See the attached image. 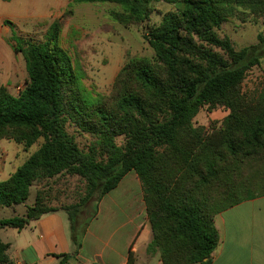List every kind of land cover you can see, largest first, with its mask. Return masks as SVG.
<instances>
[{"label": "trees", "instance_id": "obj_1", "mask_svg": "<svg viewBox=\"0 0 264 264\" xmlns=\"http://www.w3.org/2000/svg\"><path fill=\"white\" fill-rule=\"evenodd\" d=\"M69 1L113 3L122 13L111 11L110 16L125 28L143 23L153 2L176 10L142 33L153 56L122 67L112 104L82 86L59 44L60 19L49 24L43 42L21 36L6 40L21 55L26 80L16 95L0 87V140L25 152L38 146L0 181V207L23 203L34 182L77 177L84 183L83 196L60 208L77 253L99 201L134 172L151 228L149 254L157 253L161 264L207 260L218 244L215 216L264 196V90L251 101L239 89L243 72L256 60L249 48L236 51L217 34L237 9L264 16V0ZM204 105L228 111L220 126L194 127L193 118ZM68 128L91 138L87 150L80 149ZM92 199L93 212L82 220ZM60 209L46 206L37 193L23 215L0 219V228L21 230ZM8 247L0 240V264H12ZM60 258L59 264H66L68 255ZM134 262L129 253L126 264Z\"/></svg>", "mask_w": 264, "mask_h": 264}, {"label": "rangeland", "instance_id": "obj_2", "mask_svg": "<svg viewBox=\"0 0 264 264\" xmlns=\"http://www.w3.org/2000/svg\"><path fill=\"white\" fill-rule=\"evenodd\" d=\"M3 5V14L12 13L19 17L9 18L12 23H7L10 29L9 35L21 36L30 42H43L49 24L60 19L59 44L70 56L82 86L94 98L98 96L109 98L108 104L113 103L114 83L122 67L132 59L153 56L142 33L157 26L165 13L176 10L175 5L162 1L153 2L149 6L148 18L143 23L125 28L110 16L111 11L122 13L119 6L110 2L14 0L11 4ZM49 9L52 16L44 17L45 20L31 15L32 12L42 15ZM217 34L220 38H227L236 51L250 49L251 56L256 62L243 72L239 89L240 95L247 100H256L264 90V16L255 15L250 10L237 9L217 30ZM23 67L25 69L24 62ZM22 83L15 86L11 83L9 92L16 95L18 89L23 88ZM227 114L228 111L223 107L204 105L199 108L192 123L194 127L208 128L213 124L220 126ZM68 132L73 133L80 149L87 150L91 141L89 136L74 132L72 128H68ZM115 142L121 146L123 136L117 137ZM37 146H32L29 152H34ZM37 193L44 197L46 206L60 209L78 202L84 193V183L77 177L66 175L34 182L30 187L28 198L23 203L8 208L0 207V219L23 215L26 207L33 204ZM133 203L138 207V197L130 205ZM94 204L92 199L82 210L80 214L82 220L90 216ZM0 239L3 240L2 228H0ZM143 239L141 235L135 243V264H154L155 260L148 257L151 255L148 252L151 240L149 239L143 246Z\"/></svg>", "mask_w": 264, "mask_h": 264}, {"label": "crops", "instance_id": "obj_3", "mask_svg": "<svg viewBox=\"0 0 264 264\" xmlns=\"http://www.w3.org/2000/svg\"><path fill=\"white\" fill-rule=\"evenodd\" d=\"M13 1L0 0V87L8 91L11 83L15 86L23 82L24 86L26 80L21 55L15 54L6 42L11 37L9 18L19 17L3 14V4ZM31 15L44 20L52 16L51 9L42 15ZM29 151L12 141L0 140V181L6 180L28 158ZM134 197H138V207L135 203L130 205ZM214 227L218 235L215 250L207 260L192 264H264V196L220 212L214 218ZM2 229L0 240L9 246L7 255L12 264H59L61 255H68L66 264H126L129 253H136L139 237L144 238L143 246L152 238L142 186L134 172L127 173L99 201L77 253L67 214L62 211L43 215L21 230ZM148 257L155 260L154 264H161L157 253Z\"/></svg>", "mask_w": 264, "mask_h": 264}, {"label": "built area", "instance_id": "obj_4", "mask_svg": "<svg viewBox=\"0 0 264 264\" xmlns=\"http://www.w3.org/2000/svg\"><path fill=\"white\" fill-rule=\"evenodd\" d=\"M19 91L21 90V89H18ZM13 264H21V263H13Z\"/></svg>", "mask_w": 264, "mask_h": 264}]
</instances>
